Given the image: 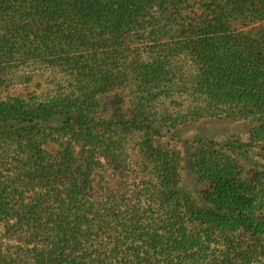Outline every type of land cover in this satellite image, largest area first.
<instances>
[{"label": "trees", "instance_id": "obj_1", "mask_svg": "<svg viewBox=\"0 0 264 264\" xmlns=\"http://www.w3.org/2000/svg\"><path fill=\"white\" fill-rule=\"evenodd\" d=\"M225 1L240 15L264 7ZM188 4L0 0V68L39 63L66 77L45 101L0 96V264H252L264 210L234 146L193 140L191 167L206 186L196 200L180 188L173 140L191 123L242 116L249 145L264 151V29L234 30L209 8L172 35L166 17ZM148 29L167 44L121 71L124 38ZM52 137H68L83 163L69 148L51 155ZM135 157L141 189L98 192L93 169L103 161L126 179Z\"/></svg>", "mask_w": 264, "mask_h": 264}, {"label": "rangeland", "instance_id": "obj_2", "mask_svg": "<svg viewBox=\"0 0 264 264\" xmlns=\"http://www.w3.org/2000/svg\"><path fill=\"white\" fill-rule=\"evenodd\" d=\"M186 7L179 5V8L172 9L167 18V30L172 31V35L180 34V26L192 29L195 25L201 24L206 16H211L213 11H217L222 18H228L229 24L234 30L251 34L258 37L264 29V7L262 5L249 6L245 13L240 15L227 4L225 0H188ZM210 8L211 13L208 11ZM179 32V33H178ZM125 45L129 49V55L122 65L121 71L129 70L135 63L149 61L155 57L160 48L162 49L167 41L157 44L155 32L148 29L146 32L129 33L124 38ZM160 46V47H158ZM119 68V67H118ZM118 70H116L117 72ZM66 77L59 69L50 68L39 63L27 65L5 66L0 68V96H18L28 102L45 101L48 98L59 95V91L64 89ZM202 123V122H201ZM191 123L185 127L181 139L173 140V148L179 157L180 164V188L182 192L193 199L198 200L206 186L200 183L194 176L191 164V156L194 150L191 148L193 140L205 139L218 142L222 145H233L231 155L235 158L241 181L249 188H255L260 192L261 208L264 210V151L256 146L249 145L250 140L243 130L244 119L242 116H222L214 121L204 124ZM68 137H52L47 140L46 150L53 156H60L68 148L77 160V165L83 163L81 156ZM62 156V155H61ZM135 157L132 164L128 163L126 169V179L116 175L110 167L102 161L101 165L93 169L92 179L95 188L103 194L124 195L129 197L133 191L142 188L141 179L145 172L139 170V162ZM131 163V162H130ZM138 187V189H136ZM262 194V195H261ZM246 243H253V240L245 239ZM244 246L245 243L243 242ZM246 247V246H245ZM254 259L252 264H264V240L254 248ZM245 262H247L245 260ZM248 264V263H243Z\"/></svg>", "mask_w": 264, "mask_h": 264}]
</instances>
